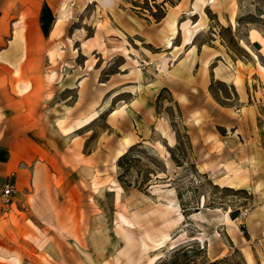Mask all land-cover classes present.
Wrapping results in <instances>:
<instances>
[{"label": "rangeland", "instance_id": "1", "mask_svg": "<svg viewBox=\"0 0 264 264\" xmlns=\"http://www.w3.org/2000/svg\"><path fill=\"white\" fill-rule=\"evenodd\" d=\"M91 1L64 0L67 30L35 50L45 61L34 67L37 88L51 77L52 93L32 119L49 124L57 175L43 193L17 187L14 200L8 181L14 193L0 202L13 203L35 249L67 254L47 256L52 264H264V54L249 33L264 36V0H204V22L192 27L180 14L193 0H128L126 17L115 20L104 0ZM178 18L186 37L201 30L193 49L178 33L167 45ZM120 25L139 33L133 39ZM79 76L88 94L78 93ZM95 85L112 88L96 110L69 111L77 101L88 108ZM44 233L48 240L35 239Z\"/></svg>", "mask_w": 264, "mask_h": 264}, {"label": "crops", "instance_id": "2", "mask_svg": "<svg viewBox=\"0 0 264 264\" xmlns=\"http://www.w3.org/2000/svg\"><path fill=\"white\" fill-rule=\"evenodd\" d=\"M63 1L0 0V200L8 181H11L16 189L12 196V200H14L19 187L24 188L28 184L29 188H32V192L43 193L57 175L54 165L50 163L49 152L46 149V146L52 143L49 124L42 120L32 119V115L35 113L45 112L48 103L51 102L49 94L52 93L50 91L52 80L51 77L44 78V89L40 90L37 88L33 71L36 65L45 64L44 60L38 59L35 50H45L50 40L54 43L60 38L58 36L56 40H53L54 35L67 30L66 22L62 21L60 14V6ZM131 1L104 0L108 17L112 20L118 16L126 17L128 9L125 4L132 3ZM159 1L154 2L156 4ZM184 1L181 0L177 6L179 7ZM193 1L192 6L190 4L187 8L188 10L192 8L190 10L194 12L188 14V10H184L180 14V18L191 21L190 26L204 22L202 11L207 6V4H201L204 0ZM91 2L98 3V0ZM195 4L201 9H198L199 7ZM174 18L176 19V16ZM180 18H178L177 25L181 44L193 49L197 39L194 36L196 26H193V30L189 28L192 31V36L189 42H185V28L188 24H182ZM146 26L147 23L143 25V28ZM118 28L130 37H135L139 33L136 30H126L122 25ZM141 41L145 46L154 43L146 35ZM87 80L88 78L84 76L78 77L77 87L80 95L84 91L88 94L87 89L91 86L86 82ZM103 88L104 86L96 85L93 87L94 96L89 101L83 102L88 108L78 109L77 101L69 111L94 112L98 107L99 97H104L112 89L102 90ZM63 105L66 107L65 103L59 104L60 107ZM65 156L71 158L72 154L66 153ZM68 191L70 189L65 192L68 193ZM12 205L13 203L6 206L0 202V264H52L45 260L47 256L57 257L59 260L67 256L61 248L37 247L35 249V246L39 244L25 235L31 230L25 224V220L12 212ZM7 207L10 210L3 212ZM36 221L41 228L42 223ZM32 234H34L33 231ZM48 238L49 235L44 233L43 238L37 236L35 239L43 241ZM36 256L42 258L43 261L39 259V262L36 261Z\"/></svg>", "mask_w": 264, "mask_h": 264}, {"label": "bare ground", "instance_id": "3", "mask_svg": "<svg viewBox=\"0 0 264 264\" xmlns=\"http://www.w3.org/2000/svg\"><path fill=\"white\" fill-rule=\"evenodd\" d=\"M208 1H209V4L215 2V0H208ZM200 32H201V30H199V29H195V31H194L195 37H197L198 34H200ZM177 33H178V25H177V23L175 22V23L173 24V35H172L171 37H169L168 40H167V45H168V47H172V46H174V41H173V40H174V38L176 37ZM249 33H250V40H251V42H259L260 45H262V48H261V50H259V52H261V53L264 54V36L262 35V33H261L258 29H256V28H252V29H250ZM190 38H191V37H185V42H189V41H190ZM84 43H85V42H84ZM84 43H83V44H84ZM83 46H84V45H83ZM249 50H250V52H252V53L255 55V53L252 51V49H249ZM126 54L128 55V58H131V55H132L133 53H131V50L128 49V51L126 52ZM260 66H261V65H260ZM140 78H141V76H140ZM122 92H123V91H116V92H114V93L110 96V98H109L108 101H111L113 98H115L116 96H118V95L121 94ZM86 124H87V123H86ZM157 129H158V130L161 132V134H162V135L168 140L169 145H173V144L175 143V139H174V137H173L171 134L168 133V131L166 130L165 127H163L162 125H159V127H158ZM159 144H160V143H159ZM160 146L164 147L162 144H160ZM121 154H122V151H119V153H118V157H119ZM235 184H236V183H232L230 186H236ZM120 188H122L121 185H120ZM202 207H204V205H203ZM122 218H123V220H124L126 223H128V225H132V223H131L130 221H128L129 219H128L127 217L123 216ZM185 235H186V231H183L182 233H180L179 235H177V237H176L175 239H172L171 247H175V246H177V245H178V244H177V241H180L182 238H184ZM191 239H193V240H199V241H201L203 244H205V242H206V240H205V238H204L203 236H192Z\"/></svg>", "mask_w": 264, "mask_h": 264}, {"label": "built area", "instance_id": "4", "mask_svg": "<svg viewBox=\"0 0 264 264\" xmlns=\"http://www.w3.org/2000/svg\"><path fill=\"white\" fill-rule=\"evenodd\" d=\"M14 193V187L11 182H7L3 190V199L8 201Z\"/></svg>", "mask_w": 264, "mask_h": 264}, {"label": "trees", "instance_id": "5", "mask_svg": "<svg viewBox=\"0 0 264 264\" xmlns=\"http://www.w3.org/2000/svg\"><path fill=\"white\" fill-rule=\"evenodd\" d=\"M128 155H129V152L123 154V155L120 157V159H119V164H120V165H121V163H122L123 161H125V160L127 159ZM119 179H120V182H121L122 186H123L124 188H126L125 182H124V180L122 179V176H121V175L119 176ZM189 251H190V248L185 249V250H184V254L187 255ZM217 262H220V260L214 262V264L217 263Z\"/></svg>", "mask_w": 264, "mask_h": 264}, {"label": "water", "instance_id": "6", "mask_svg": "<svg viewBox=\"0 0 264 264\" xmlns=\"http://www.w3.org/2000/svg\"><path fill=\"white\" fill-rule=\"evenodd\" d=\"M257 47H260V44L257 43Z\"/></svg>", "mask_w": 264, "mask_h": 264}]
</instances>
